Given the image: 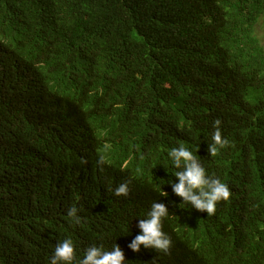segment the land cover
Returning a JSON list of instances; mask_svg holds the SVG:
<instances>
[{
  "label": "trees",
  "instance_id": "16d2710c",
  "mask_svg": "<svg viewBox=\"0 0 264 264\" xmlns=\"http://www.w3.org/2000/svg\"><path fill=\"white\" fill-rule=\"evenodd\" d=\"M0 52V264H50L66 237L125 264H264V0H0ZM180 143L230 189L212 215L168 184ZM154 201L170 251L135 252Z\"/></svg>",
  "mask_w": 264,
  "mask_h": 264
},
{
  "label": "clouds",
  "instance_id": "9594fccd",
  "mask_svg": "<svg viewBox=\"0 0 264 264\" xmlns=\"http://www.w3.org/2000/svg\"><path fill=\"white\" fill-rule=\"evenodd\" d=\"M2 52H0V62L2 61ZM24 69V66H17ZM2 71L8 72L10 69ZM8 77L0 76V97L10 87ZM14 101V97H8ZM42 104V100L37 98L30 103L28 100L20 105L14 104L12 110L15 113L29 118L35 114L37 108ZM221 121L216 119L213 123L214 131L212 133L211 146L208 147L209 154L215 156L221 149L230 144L226 137H222L219 125ZM167 157L171 165L176 169L172 175L178 178V182L168 180L175 195L182 198L183 204L190 205L194 209L212 215L216 211L217 203L221 200L227 201L231 196L228 185L219 178L209 174L202 164L199 155L194 153L184 143L178 147H172L167 151ZM102 159V158H101ZM129 187L127 183H121L114 190L116 196H127ZM78 209L71 207L67 215L74 224L81 223V217L77 214ZM169 216V209L164 203L154 201L146 213L145 218H141L138 223L140 229L134 239L128 244V248L138 252L141 246L151 248L158 252L168 253L172 244L169 235L163 231V221ZM125 254L122 248L116 243L111 249H106L104 245H90L83 253L78 255L77 247L71 238H65L58 242L55 250L50 257V264H125Z\"/></svg>",
  "mask_w": 264,
  "mask_h": 264
}]
</instances>
